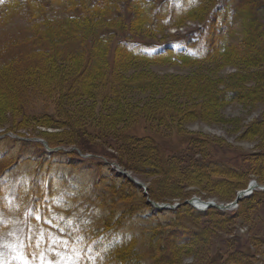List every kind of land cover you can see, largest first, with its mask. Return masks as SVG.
<instances>
[{"label": "rangeland", "instance_id": "obj_1", "mask_svg": "<svg viewBox=\"0 0 264 264\" xmlns=\"http://www.w3.org/2000/svg\"><path fill=\"white\" fill-rule=\"evenodd\" d=\"M27 1L0 2V50L16 44L0 53V264H112L130 253L140 264H264V191L227 215L181 206L193 196L228 204L264 185V0H222L219 13L214 0L136 3L143 22L112 23L122 35L109 51L85 45L73 60L71 33L88 24L32 28L47 14L28 20ZM37 1L48 15L71 11ZM120 2L106 3L110 17ZM121 42L154 58L126 56ZM58 45L50 58L45 48ZM186 49L200 58L164 57ZM17 53L28 58L18 68ZM37 62L45 74H24ZM213 155L226 173L205 165ZM176 220L189 235L153 238Z\"/></svg>", "mask_w": 264, "mask_h": 264}, {"label": "trees", "instance_id": "obj_2", "mask_svg": "<svg viewBox=\"0 0 264 264\" xmlns=\"http://www.w3.org/2000/svg\"><path fill=\"white\" fill-rule=\"evenodd\" d=\"M59 1H61V6H63V8H65L66 12L68 10H71V11L67 12V13L63 12L64 14H62V15L60 13L58 15L55 14L54 16H52L51 14L48 15L49 10L47 9L45 3H42V2L37 1V0H34V1L28 0L27 2L32 5V8H31L30 12L28 11L26 14H27L28 20H32V19L36 18V15H38V14L43 15L46 13L47 16H45L42 20H38L36 22H35V20L34 21L32 20L30 22L31 23L30 26H32V28H33V27L40 25V28H47V31L49 30L48 28L51 25H56L57 22H63V21H68V22L74 21L75 22V21H77L78 23L88 24L87 27H85L84 29H80L79 31L76 30V32L74 31L73 33H71V36L75 39L73 41V43L80 45L79 50H77L75 53L67 54L68 60L69 59L73 60V59H76V58H79L80 56H82L84 54L85 48L90 47L92 50L98 49L100 51L102 50L103 52L109 51V48L112 47L111 42L113 40L116 41L117 37L122 35V34L118 33L120 31L119 27L113 26V24H115V23L118 24L120 22L121 24L125 25L126 22H128V21L130 24H132L136 20L143 22L144 21L143 18L142 19L141 18H134L132 13H133V10L135 12V8H133V7L136 6V3L141 4V3L147 2L148 0H121L120 5L117 3V5H114L115 7H113V10H116V15H115L116 17L115 16L110 17L111 14L110 13L108 14V8H110V7H107V5H106V3L114 4V3H116V0H113L112 2L110 0H59ZM221 1L222 0H214L213 5H212L215 8V9H213L214 12L216 11L217 13H219L221 11V9H222V7H221L222 4H220ZM223 1H225V0H223ZM33 5H36V6H33ZM13 6H14L13 4L7 3L6 9L12 10V9H14ZM198 6L189 8L186 11L187 12L186 15H190L192 12H194L198 8ZM72 8L83 10V12L77 16L72 15ZM58 28L59 27H56L55 30H58ZM122 43L123 42H121V44H116V49L120 53L123 52V54L126 56L128 55L129 57L139 58V59H144V60H151L154 58L153 56H149L145 53H141L138 51L135 52L133 50V48H131L129 46V44H122ZM14 45H16L15 42L13 44H8L6 46H3L0 50V53H2V51H4L3 54L6 51L9 52ZM85 45H87V46L85 48H83V46H85ZM49 48L51 49V46L50 47L47 46L45 48V50H49L48 52H49L50 58H56V56H59L61 54V52L63 51L62 49H59V45H58L57 49H54L51 52H50ZM84 56H86V55L84 54ZM200 56H201L200 54L197 55V54H194L193 52H191V49H186L180 55L174 54L172 51L164 55L165 58L175 59V57H176L179 60H181L185 57L190 58V59L200 58ZM18 57H19L18 53L16 56H14V58L11 57V58H13L17 68L21 65L23 66L24 61H28V58H26V57H22L21 59H20V57L19 58ZM29 62H31V61H29ZM39 64L40 63H38V62L36 65L32 64L31 67H29L28 69H25L24 71L22 70V71L26 75H28L30 72V75L32 74V76L35 77V79H37V76H36L34 70H37L39 72V75H43L46 73L45 69L48 66L45 64L41 68L38 66ZM89 66L91 68V64ZM84 70H85V68L84 69L81 68L79 71L81 73H83ZM90 71H91V69H90ZM19 74L24 75L23 73H19ZM55 74H58V71L57 72L55 71ZM41 83L43 84L42 80L39 79L37 84L40 87H41ZM28 87L29 86H26V88H28ZM51 87L52 88H55V87L59 88L58 83H56L55 85L52 84L51 86H47L45 88L50 89ZM34 88L35 87L33 85V87L31 89L33 90ZM33 110H35V109H32V111ZM40 116H41L40 118H45L44 120H47L46 117L49 116L53 121L60 122L58 119H56L54 114H48V112L43 111ZM47 142L49 143L48 140H47ZM58 145L65 146V144H63V143H59ZM214 156L215 155L210 156L206 160L205 165L211 166V168L214 171L226 173L225 171L229 170V168H227V167H229L228 164L225 163L223 160L221 161V159L219 157L212 159ZM119 164H121L120 160H119ZM122 164L121 165L123 167H126V165H124V163H122ZM222 166H224V167L221 168ZM260 193H262V192H260ZM254 195H256V193H254L253 196ZM250 197H252V196H250ZM245 199H243V200H245ZM181 206L184 210H186L188 212H192L194 214H197L198 216L204 215V214H209L210 212L215 213V214L227 215L226 213L221 212L220 210H217L216 208H212V209L205 211V212H200V211L194 209L193 207H191L190 205H187V204H184ZM183 209L181 210V212L183 211ZM184 224L187 226V223H185L184 221L176 220V223H175V221L171 222L170 225H168V228H166V229L154 228L151 230L152 234H153V238H154V234H155V236H159V237L162 236L164 238L167 236V233H169L172 230L180 232V234L182 235L180 237L187 236V233H188L187 229L189 228V226L183 227ZM188 235H189V233H188ZM126 246L127 245H124L123 247L121 246L120 248H122V249H119V250L116 249V251H115L116 253L114 255L120 256L121 252L123 250H125L126 248H128ZM129 255L133 256V257L130 258V257L126 256V254H124L120 259H117L112 264H140L141 263L140 262L141 257L139 255H137L135 253H132V254L130 253ZM125 261L126 262L133 261V262L132 263L131 262L125 263ZM135 261H137V263ZM121 262H123V263H121ZM154 263L156 264V261Z\"/></svg>", "mask_w": 264, "mask_h": 264}, {"label": "water", "instance_id": "obj_3", "mask_svg": "<svg viewBox=\"0 0 264 264\" xmlns=\"http://www.w3.org/2000/svg\"><path fill=\"white\" fill-rule=\"evenodd\" d=\"M136 184H138L139 186L143 187V185H142L141 183H139V182H137ZM253 188H254V186H251V187L248 188V190H243V191H241V192L238 194L236 200H235L233 203H237V202H239V201L242 199V197H243V196H246L247 193H248V191H251ZM185 203H186V204H192V202L189 201V200H187ZM163 206H164V205H163ZM205 206H214V207L222 208V209H225V208L227 209V208H229V207H227V206H217V204H215V203H213V202H207V203L205 204ZM157 207H158V205H157Z\"/></svg>", "mask_w": 264, "mask_h": 264}, {"label": "bare ground", "instance_id": "obj_4", "mask_svg": "<svg viewBox=\"0 0 264 264\" xmlns=\"http://www.w3.org/2000/svg\"><path fill=\"white\" fill-rule=\"evenodd\" d=\"M219 205L225 206V205H227V203H219Z\"/></svg>", "mask_w": 264, "mask_h": 264}, {"label": "snow or ice", "instance_id": "obj_5", "mask_svg": "<svg viewBox=\"0 0 264 264\" xmlns=\"http://www.w3.org/2000/svg\"><path fill=\"white\" fill-rule=\"evenodd\" d=\"M0 2H2V0H0Z\"/></svg>", "mask_w": 264, "mask_h": 264}]
</instances>
